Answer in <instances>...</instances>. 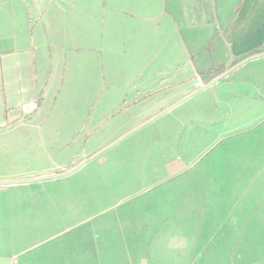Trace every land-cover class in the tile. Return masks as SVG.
Returning <instances> with one entry per match:
<instances>
[{
  "label": "crops",
  "instance_id": "0c3cea01",
  "mask_svg": "<svg viewBox=\"0 0 264 264\" xmlns=\"http://www.w3.org/2000/svg\"><path fill=\"white\" fill-rule=\"evenodd\" d=\"M71 1L0 0V181L62 175L86 163L67 177L0 188V264H109L110 249L118 241L110 234L108 218H118L125 202L141 197L149 203L148 210L136 207L135 220L140 222L134 224L155 229L163 225L169 215L159 213L173 211L168 202L178 191L170 179L182 174L183 180L189 178L188 163L217 147L221 134L203 127H172L168 119L161 126L167 127L165 133L149 141L140 160L130 154L114 162L105 154L159 119L185 112L179 109L216 86L226 87L218 93L223 104L249 102L248 114L258 111L263 123L228 127V156H221L219 146V155H214L219 163L212 172L218 180L204 197L235 245L234 258L264 264V57L198 92L245 59L264 53V0H78L88 18L100 19L115 35L112 45L123 58L133 56L132 64L122 70L123 77L134 79L133 86L123 85L125 99L155 92L170 95V106L157 116L176 106L89 149L92 137L78 132L72 141L57 144L52 129L51 135L45 129L58 125L55 108L69 81V69L91 62L85 56L71 57L73 49L83 51L82 46L74 48L77 33L65 16L72 11ZM103 34L105 38L97 42L100 50L108 46ZM78 41L85 45L86 34L81 32ZM212 95L207 98L215 107L216 94ZM205 133L209 140L200 141ZM223 159L228 162L222 167ZM94 162L98 164L94 168H101L100 177L95 179L97 169L87 174L90 180L79 182L77 175ZM155 180L163 186H155ZM61 184L71 199L62 210L56 201ZM94 191L101 199L93 196ZM154 241V235L146 234L127 237L125 243L135 251V245ZM135 260L130 262L124 253L122 264Z\"/></svg>",
  "mask_w": 264,
  "mask_h": 264
},
{
  "label": "rangeland",
  "instance_id": "374dc122",
  "mask_svg": "<svg viewBox=\"0 0 264 264\" xmlns=\"http://www.w3.org/2000/svg\"><path fill=\"white\" fill-rule=\"evenodd\" d=\"M56 1L61 2L63 0ZM70 5L72 11L65 16L77 33L74 48L82 46L81 49H83V51L73 49L71 57L85 56V59L91 62L86 66L84 63L81 65L77 63L74 68L69 69V81L64 86L57 103L55 102L57 104L55 109L58 125L54 126L53 124L52 127H45V129L49 135H51L50 130L52 129L57 144L62 141H72L70 140L71 137L80 132L82 133L81 137H92V140L90 139L91 141L89 140L87 143L88 149L95 144L97 147H102L104 146L102 144L117 138L124 130L128 134L131 132L130 130L133 131L150 122L157 116L159 110L168 108L172 100L170 95L156 94L158 92L150 94L149 97L143 98V96L137 95L133 98L132 95L127 96L128 100L125 99L123 85H132L134 79L123 77L122 70L127 65L132 64L133 56L129 55L128 58H123L125 55L116 49V45H112L115 35L112 36L108 32L107 27L102 24L100 19L88 18L82 12L83 7L78 0H72ZM92 24L93 32L91 33ZM103 31L107 34L108 46L102 45L103 50H100L97 42H102L105 38ZM81 32L87 36L88 41L85 45L78 41V35ZM95 32L96 34L93 36ZM93 40L96 44L93 43ZM110 45L114 48H109ZM224 89L226 87L216 86L212 92L202 94L199 98L197 97L198 99L190 101L179 109L185 112H175L166 118L159 119L105 154V158L114 162L130 154H133L132 157L134 158L137 154L140 160V151L146 149L144 153L148 152L149 141L152 139L155 141L156 138H160L165 133L167 127L161 126L168 119H171L168 123L173 124L172 127H203L206 130H212L217 135L221 134V143L217 147L209 149L204 155L196 159L192 158L196 161L188 163L187 166L190 167V170L188 169L189 178L183 180L185 176L182 174L170 179L169 182L172 183V187L178 191L177 196L174 194L172 196L173 202L171 203L170 200L168 202L169 205H173V211L159 213L160 215H169L163 225L155 229L154 227L144 228L142 223L134 224V221L140 222V220H135L136 207L148 210L149 203L145 201V197L139 198L140 200L137 199L135 203L132 200L125 202L123 207L117 211L116 216L118 218L115 219L114 216L110 215L108 218L110 234H113L118 242L110 249L109 264H122L124 253L129 255L130 262L133 257L137 259L134 264H245L243 259L234 258L235 245L229 242V236L224 235V226L219 225V221L213 218L211 202H206L204 193L208 191L211 194L213 184L218 180L216 177L215 180L213 179L212 172L219 163V160L215 161L214 158L219 155V146H221V156H228V127H261L263 117L258 116V111L256 114H248L249 102H242L240 105L230 101L223 104L218 93ZM213 92L216 94L215 107L212 105V101L209 102L207 98V94L212 95ZM212 96L214 97V94ZM135 99L138 100L135 101ZM200 105L202 106L198 107ZM94 134L97 135L94 136ZM199 139L200 141L209 140L208 133L200 136ZM80 144L82 142L78 143V146ZM56 149L58 150V147ZM188 161L190 160L188 159ZM222 161L221 166L223 167L228 160L225 162L223 159ZM96 162L79 173L80 176L77 175L79 182L85 183L90 180L87 174L91 171L96 172L97 169L98 173L95 179L100 177L101 168H94L95 165H98ZM226 166L228 167V164ZM135 168H138L137 164ZM139 169V175H141L142 167ZM159 182L160 180L157 182L155 180L154 183H157L155 186L161 183ZM96 183L100 186L101 181H96ZM60 187L62 188H56V201L60 205L59 209L62 210L67 207L68 203H71V199L65 192L66 186L61 184ZM145 189L146 186L144 185L140 191ZM188 189L189 194L186 195ZM226 194L228 195L227 191ZM93 196L99 199L102 197L97 191H94ZM143 203L145 206L142 205ZM223 208L227 209V202ZM152 221L155 219L152 218ZM146 234L154 235L155 241L151 244L142 243L139 247L135 245L134 248L135 251L138 250L137 252L129 247L132 244L125 243L127 237H143Z\"/></svg>",
  "mask_w": 264,
  "mask_h": 264
},
{
  "label": "water",
  "instance_id": "95a60500",
  "mask_svg": "<svg viewBox=\"0 0 264 264\" xmlns=\"http://www.w3.org/2000/svg\"><path fill=\"white\" fill-rule=\"evenodd\" d=\"M261 57H264V53L263 54H258V55H255V56H252V57H249V58L245 59L244 61L240 62L235 67L231 68L226 73H224L223 75H221L218 79H216L213 82H211V83L205 85L204 87H202L198 92H202L204 90L210 89L211 87H213L214 85H216L217 83H219L221 80H223L224 78H226L227 76H229L230 74H232L234 71H236L241 66L245 65L246 63H248V62H250L252 60L259 59ZM175 107L176 106H174V107L170 108L169 110L163 112L162 114L158 115L156 117V119L159 118V117H161L162 115L166 114L167 112L172 111ZM85 164L86 163H82L81 165H79L78 167H76L75 169H73L72 171H70V172H68L66 174H62V175L44 176V177H40L38 179H33V180L0 181V188H6V187L16 186V185H20V184L39 183V182H44V181H48V180H54V179H59V178L67 177V176H69V175L77 172L78 170H80V168L83 167Z\"/></svg>",
  "mask_w": 264,
  "mask_h": 264
},
{
  "label": "trees",
  "instance_id": "16d2710c",
  "mask_svg": "<svg viewBox=\"0 0 264 264\" xmlns=\"http://www.w3.org/2000/svg\"><path fill=\"white\" fill-rule=\"evenodd\" d=\"M233 66H234V65H233ZM222 74H223V73H222ZM222 74H221V75H222ZM221 75H220V76H221ZM220 76H218V77H220ZM218 77H217V78H218ZM214 80H215V79H214Z\"/></svg>",
  "mask_w": 264,
  "mask_h": 264
}]
</instances>
